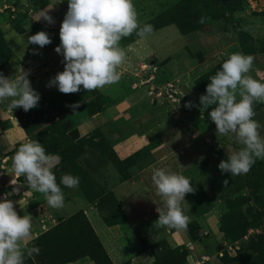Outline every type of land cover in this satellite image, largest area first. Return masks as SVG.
Masks as SVG:
<instances>
[{
    "label": "rangeland",
    "instance_id": "1",
    "mask_svg": "<svg viewBox=\"0 0 264 264\" xmlns=\"http://www.w3.org/2000/svg\"><path fill=\"white\" fill-rule=\"evenodd\" d=\"M256 1L248 0V3L246 1L248 10L245 8L233 14L231 20L234 24L225 26L230 35L225 39L221 36L224 25L218 24L209 32V27H201L202 23L198 22L201 17L208 20L210 16H214L215 10L202 12L198 19L193 18L191 26L179 23L158 29L147 39H139L130 49H125L124 46H127L136 34L122 38L120 47L125 50L126 59L119 68L121 78L118 83L99 91L88 92L82 89L79 93L63 94L57 86L48 85L58 72L64 70L63 55L56 53L55 48L60 44L58 34L68 9V0H0V46H5L0 52L2 60L0 71L10 80L21 70L28 71L31 87L40 96L37 106L28 112L22 108L9 110L7 117L13 118L18 124L15 123L14 126L0 131V157L4 154L8 156L22 143L39 141L47 153H56L61 157L60 163L53 169L57 183H60V178L64 174L77 176L79 177L77 190L82 193L79 195L82 201L75 205L72 192H79L74 190L76 188H67L61 184L65 202L68 201V205L75 206L72 211L62 212L60 209L51 208L43 194L31 190L24 176L18 179L16 176L14 179L8 177L18 183L14 185L18 189L14 192L13 184L6 183L7 168L4 169V173L0 172V200L7 196V199L14 202L15 209L21 217L31 216L32 227H40V233L37 235L39 238L24 242L27 247L32 243L31 247L34 245L40 249L39 255L32 256L31 264H41L40 261L45 264H67L83 259L90 260L89 254L82 258V254L88 253L93 246V241L84 239L91 234L90 222L87 219L89 213L85 211L89 203L96 202L98 205L99 201L110 203L112 211L110 223L120 221L117 206L109 190L127 180V163L132 159L119 160L114 155L108 138L109 128L123 130L126 122L131 124L134 120L139 121V130H146L145 133L150 132L149 135H154L153 139H156V142L153 141V144L158 142L159 137L163 139V145L155 144L157 146L153 149L160 154L170 151L172 154L169 157L172 156L174 160V165L170 168L173 171L170 172L177 171L174 168H178V174L188 178L196 189L194 193L186 195V202L182 204V208L184 214L189 217L187 226L194 223L193 229L198 235V240L202 239L200 236L202 230L210 229L208 233L211 241L204 244V251L215 255L214 260L219 264H264V160H257L247 174H222L218 165L243 146L235 134L221 136L217 133L216 125L209 116L217 105L213 104L204 109L200 102L201 96L207 94V86L200 89L191 88L195 81L214 76V69L219 68L220 63L228 59L222 58L225 52L216 53L213 46L221 44L215 43L220 41L221 37L230 43L234 33L232 27L242 30L245 24L254 22L250 27L253 38L249 34L244 40L245 52H242L247 55L250 53L246 52L255 50L253 53H257L255 57L259 58L257 63L263 62L261 59L264 57L260 54L264 53V6L259 4L260 0ZM177 2L178 0H133L140 25L171 9ZM257 3L261 9L259 12L254 11L257 10ZM41 9L50 14L54 23L49 24L43 18L39 19ZM247 17L251 19L247 20ZM39 31L49 35L51 44L43 48L28 44V37ZM137 63L147 64L148 69L141 70L139 77L136 78L131 74L127 75V69L130 70L129 73L132 70L135 73L138 71ZM254 73L251 70L246 75L257 78ZM184 80L193 84H185ZM108 88H111L114 97H120L122 91H124L122 95L127 94V104L130 107L128 118L115 124H107L103 129L91 130L86 136L82 135L86 132L78 133L75 126L79 121L87 119L91 103L94 102L95 111L105 103L103 95L113 97L107 91ZM171 92L175 93L172 94L174 98L168 96ZM239 92L238 88L237 100L240 99ZM116 101L123 103L119 98ZM187 102H191L194 107L186 108L184 105ZM8 104L5 103L4 108H8ZM71 104H79V107L73 111L67 106ZM253 108L255 113L259 112L255 120L261 122V119H264V108L255 104ZM177 115L180 119H177ZM191 125L192 129L187 132V127ZM125 130L126 127L124 132ZM262 130L264 132V129ZM18 135L22 140L16 143L19 140ZM200 136L212 139L206 141L209 146L204 141L202 143L198 141ZM221 140L228 142L230 146ZM236 140L239 147L232 146ZM184 141L191 143L182 149L180 146ZM9 146L12 147L7 149ZM150 147L143 148L138 154L147 156ZM206 153L208 157L203 162L201 157H204L203 155L206 157ZM2 159L0 160L4 164L7 158ZM162 162L165 163L163 166L161 162L157 166L162 169L166 165L169 166L167 160ZM12 175L10 173V176ZM225 180L227 183H224ZM249 184L255 189V194L260 200L258 203L250 200ZM2 193L5 195H1ZM212 199L221 206L222 213L210 215L208 217L211 220L210 225L198 223L197 220L203 216V212L206 214L205 212L209 210ZM124 201L127 202V196ZM123 206L127 208V204ZM225 213H229L227 218H223ZM254 216L261 217L260 223L254 221ZM73 231L79 235H74ZM77 238L79 245L76 243ZM97 242L99 261L102 264H117V259L113 263L107 255L105 246L100 241ZM151 250L155 259L157 255H163L165 258L167 253L168 257L172 258L175 254L162 241L153 244ZM176 250L178 254L184 253L183 260L186 264V249L181 247ZM179 262L181 264V256Z\"/></svg>",
    "mask_w": 264,
    "mask_h": 264
},
{
    "label": "clouds",
    "instance_id": "2",
    "mask_svg": "<svg viewBox=\"0 0 264 264\" xmlns=\"http://www.w3.org/2000/svg\"><path fill=\"white\" fill-rule=\"evenodd\" d=\"M40 18L54 23L46 11H41ZM198 22L203 23L204 18ZM153 32V25H140L133 0H68L59 31L60 44L55 48L56 53L63 55L64 70L48 86H57L63 94H75L82 89L92 92L118 83L119 68L126 59V52L120 47L121 39L135 33L143 40ZM51 42L44 31L28 37V44L41 48ZM253 62L254 56L250 54L232 53L222 63L221 70L210 77L207 94L200 98L204 109L217 105L209 113L217 133L221 136L233 133L243 146L221 161L218 167L222 174H247L257 160H264V139L259 131L264 126L254 119L253 108L254 103H264V83L246 75L252 70ZM28 76V71L21 70L10 80L0 73V103L10 101L9 108H22L25 112L35 108L40 96L31 87ZM67 106L75 111L79 104ZM184 106L194 107L191 102ZM60 161L58 154L47 153L39 141H29L16 150L12 168L16 178L24 176L28 187L43 194L51 208L61 209L65 200L60 185L78 188L79 177L64 174L58 184L53 169ZM151 180L165 205L163 210L157 208L159 215L155 222L161 227L185 229L189 217L184 214L182 204L186 202V195L196 190L190 180L162 168L153 171ZM11 184L18 183L12 179ZM31 221V216L18 214L14 202L7 196L0 200V264H25L26 255H39L38 247H27L24 243L33 239Z\"/></svg>",
    "mask_w": 264,
    "mask_h": 264
},
{
    "label": "crops",
    "instance_id": "3",
    "mask_svg": "<svg viewBox=\"0 0 264 264\" xmlns=\"http://www.w3.org/2000/svg\"><path fill=\"white\" fill-rule=\"evenodd\" d=\"M246 1L248 3V0ZM254 2L257 1L254 0ZM259 4L264 6V0H260ZM259 4L257 3V10L254 11H258V12L261 11V9L258 7ZM246 8L248 10L249 6H247ZM43 9L39 11H43ZM246 19L248 20L251 18L247 17ZM191 20L192 19L187 18L175 24L185 23L186 26H189L192 23ZM252 24H254V22H250L249 25L245 24L244 30L248 34H250V37L253 38V35L251 34V30H250V27L253 26ZM216 25L218 24H213L209 28L210 30L209 32H212L213 28ZM58 26L59 24L56 25V27ZM226 29L227 28L225 26L222 27L221 36L224 39L227 36H230L228 35L229 33H227ZM47 30L49 31L51 29H47ZM202 34H206V33H202ZM235 35L236 34L233 33V35L231 36L232 40L230 43L224 41L222 37L220 41L215 42L216 44L221 42V44H218V46H213V47L216 53L219 52L222 54L223 52H225V54L222 56L223 59L229 57L232 53H237V52L243 53L238 37H236L237 35L236 36ZM138 40L139 39L128 44L127 46H124V48L130 49L133 45L137 43ZM256 54L257 53H251V55L254 56L253 65H255L254 67H252V70L255 73H257V74L254 73V75H257V78L255 79L264 83V63H263L264 58L261 59L263 60V62L257 63V60L259 58H257V56L255 57ZM261 55L264 57V53L260 54V56ZM124 63L125 61L123 62V64ZM146 65L147 64L144 63H137L136 68H138V71H136L135 73L132 70L129 73L130 70L127 69L128 72L127 75L131 74L135 78L139 77L138 75H140L141 70L148 69L146 68ZM145 82L146 81H144V83ZM210 82L211 81L204 83L202 86L197 85L196 81L194 82V84L192 82L190 83L193 84L191 88L197 87L200 89L203 88V86H207ZM183 83L186 84L189 82H187V80H184ZM110 86L112 85H109L108 87ZM134 87L135 85L132 86V88ZM97 91H99V89H97ZM107 91L110 92V94L113 96V92L111 88H108ZM123 93L124 91H122L119 94L120 97H114V96L111 97L102 94L105 103L94 114L90 116H86L87 119L83 121H79L76 124L75 129L78 131V133L86 132L82 134L86 136L91 130H94L96 128L103 129L107 124H115L118 121L127 119L130 114V107L127 104V98H128L127 94L122 95ZM172 94L175 95V93L171 92V94H168V96L173 97ZM185 97L186 96H183V98ZM117 98H119V101H122L123 103L122 104L118 103V101H116ZM5 103L6 104L10 103V101H5L4 103H0V131L14 126L15 123L18 124L17 122L13 121V118L10 119L7 117V114L9 113V110H11V108L9 107L4 108ZM254 104L259 106L260 108H264V103H254ZM258 115L259 112L256 113L254 119L258 118ZM177 117H178L177 119H180V116L177 115ZM132 121L133 119L131 120V122ZM137 121L138 120H134L132 122L134 124L132 123L128 124L126 122L125 126L123 127V130L122 129L115 130L114 128H109V137L108 136L107 137L111 141V148L114 155L119 160H125L131 158L132 161L127 163V180L122 181L121 183H119L118 185L114 186L112 189L109 190L110 195H113L115 204L117 206L116 211H117V216L120 218L119 222H115L112 224L110 223L112 221V211L110 210L111 209L110 203L105 202L98 205L96 202H92L86 205L85 211L89 213L87 219L89 220L93 231L95 232L99 241L105 246L107 255L109 256V258L113 263L114 260L117 259L118 262L117 264H155L156 259L154 258L155 256L153 255L151 247L153 244L162 241L164 244H167V246L171 249L181 248V247L185 248L187 251L186 264H219L218 261L214 260V258L216 257L215 255L206 253L204 251V247H205L204 244L211 241L208 233L210 229L208 231L206 229L202 230L200 233L202 239L201 240L197 239L196 241L193 242L190 240L186 228L178 230L175 228L161 227L158 223L155 222L157 221L159 215L157 212V208L163 210L165 209V205L161 197L159 195H155L157 191L152 183L151 177L155 169H160V167L157 166V164H159L160 162L162 163V166L165 164L162 161L166 162L167 160L168 161L167 163H169V166L166 165L163 169L173 171L170 168L173 167L174 160H172L173 158L172 156L169 157L172 154L170 151L166 154L165 153L160 154L156 149H153V147L157 145H163V139L159 137L158 142L155 143L157 145L153 144V141L156 142V139H153L154 135H149L150 132L145 133L147 132L146 130L145 131L139 130V121L138 122ZM259 123L262 126H264V124H262L264 123V119H261V122ZM192 125L190 127H187V132H189L192 129ZM125 127H126L125 130L126 133L124 132ZM262 129H264V127H261L259 131L261 138L264 139V132H262L263 131ZM17 139L19 140H17L16 143L22 140L19 135ZM208 139L210 140L211 138L208 136H206L205 138L200 136L198 141L200 143L204 141L206 145L209 146L208 143L206 142L208 141ZM221 141H223V143H225L227 146H230L228 142L224 140ZM190 143L191 141H184L180 146V148L184 149ZM149 146L151 147L149 149L147 156L138 154L140 150ZM232 146L239 147L238 140H236ZM11 147L12 146H9V148L7 149H10ZM239 149H241V147H239ZM15 152H16V148L11 154H8V156L4 154L0 157V159L7 158L4 164L0 160V172L4 173V169L6 168L8 171V173L6 174L7 175L6 183H11L10 181H12V179L8 177L14 179L15 176L14 170L12 168V157L14 156ZM203 156L204 157H201V159H203L201 161L207 159L208 154L206 153V157L205 155ZM185 164L186 163H184V165ZM174 169L178 171V168L177 169L174 168ZM177 171L174 172L178 173ZM10 173H12L13 175L10 176ZM15 187L16 186L13 185L12 189H14ZM77 189L78 188L74 190L78 191L79 193H74V191L72 192L74 198L72 199L74 200L75 205H77L79 201H82L81 197H79V195H81L82 193H80V191ZM125 196H127V202L124 201ZM67 202H65L64 207L61 208L60 211L69 212L73 210L72 208L75 206L68 205ZM126 204H127V208L123 206ZM213 213H217L218 215L222 213V208L220 205L217 204V202L214 203L213 208L209 212L204 214L202 217H199L197 222L210 225L211 220H209L208 217L210 215H213ZM37 227L36 226L32 227L33 238L37 237V235L40 233V229H39L40 227L38 228ZM30 240L31 238H29L25 242H28ZM67 264H95V263L91 262L90 260L83 259L80 261L71 262Z\"/></svg>",
    "mask_w": 264,
    "mask_h": 264
},
{
    "label": "trees",
    "instance_id": "4",
    "mask_svg": "<svg viewBox=\"0 0 264 264\" xmlns=\"http://www.w3.org/2000/svg\"><path fill=\"white\" fill-rule=\"evenodd\" d=\"M246 7H247L246 0H178V2L171 9L154 16L153 18H151L150 20H148L145 23H149V24L153 25L154 31H156V30L161 29L165 26H169V25L178 23V22H180L184 19H187V18H190V19H192L191 21H193V18L196 17L198 19L199 18L198 15L202 14V12H204V11H214L215 10L216 14L214 16L213 15L210 16V18L208 20L204 19V22L202 23L201 27H209L210 28L213 24H222V25L226 26L228 24H234V22L231 20V17H233V14L240 12V11H243ZM204 23H205V25H204ZM144 24H142L141 26H143ZM191 24L189 26H191ZM201 27L199 26V29ZM232 30H234L233 32L238 37L242 51L245 52V50L243 48L244 40L249 36V34L244 30V28L241 30V29H237V27H232ZM20 32H22L21 28H20ZM137 39H140V38L137 35H135V37L129 42V44L134 42ZM4 49H5L4 45H3V47L0 46V52L3 51ZM254 51L255 50H253L251 52H246V53L251 54ZM11 55H12V52H11ZM247 55H249V54H247ZM9 60H10V58H9ZM225 60H227V59H225ZM1 62H2V60L0 58V63ZM223 62L220 63V65L218 66L219 68L214 69V72H215L214 75L219 70H221V66H222ZM6 64H5V66H6ZM1 72L2 71H0V73ZM209 81H210V77L206 80H200V81L197 80L196 84L198 83L199 86H202L204 83H207ZM93 105H94V102L91 103V108H90L91 111L87 112L89 114V116L94 114L96 111H98L100 109L99 108V109L93 111ZM204 161H206V160H204ZM2 185H4V183H2ZM248 191L251 194L250 200H254L255 203H258L260 200L255 194V189L250 184L248 185ZM99 203L101 204L104 202L99 201ZM214 203H215V201L213 202V199H212L209 210L208 211L206 210L207 212H209L213 208ZM207 212H205V213H207ZM203 215H204V212H203ZM228 215H229V213H225L223 218H227ZM260 220H261L260 216H254V221H256L257 223H260ZM256 225H258V224H256ZM89 228H91L90 229L91 234L87 235V237L84 239L86 241H93V243H92L93 246H92V249L88 251V253L85 252V254H82V256H83L82 258L87 257L88 256L87 254H89V255H91L90 260L92 262H94L95 264H102L99 261L100 255H99V251L97 249L98 247L96 246V242L99 241V239L96 236V234L93 231L90 224H89ZM193 228H194V223L191 226H189V225L187 226L189 238L191 241L194 242L197 240L198 235H196ZM74 230H75V228H74ZM73 233H74V231H73ZM73 233H72V235H73ZM74 235L78 236L79 234L76 232V233H74ZM39 237L40 236H38L36 238H39ZM84 239H82V241L86 242ZM76 241H77L76 243L79 245V242H78L79 238H77ZM31 244H29V247H31L30 246ZM165 245H167V244H165ZM167 248H169V247L167 246ZM176 249L177 248H175V249L169 248V250H171L172 253H175L172 256V258L168 257L167 253H165V258L163 257V255H161V256L157 255V259L155 260V264H175L176 262H177L176 264H179L180 263L179 262L180 256H181V264H184V260H183L184 253L178 254L177 253L178 250H176ZM77 252H78V250H77ZM176 254H178V255H176ZM103 256H105V253L103 254ZM25 257H26L25 264H27V263L31 264L33 257H27V255ZM184 259H185V257H184ZM40 263L45 264V263H42L41 261H40ZM63 263H65V262H63Z\"/></svg>",
    "mask_w": 264,
    "mask_h": 264
},
{
    "label": "built area",
    "instance_id": "5",
    "mask_svg": "<svg viewBox=\"0 0 264 264\" xmlns=\"http://www.w3.org/2000/svg\"><path fill=\"white\" fill-rule=\"evenodd\" d=\"M0 177H1V176H0ZM1 195H3V196H4L5 194H4V193H2Z\"/></svg>",
    "mask_w": 264,
    "mask_h": 264
}]
</instances>
